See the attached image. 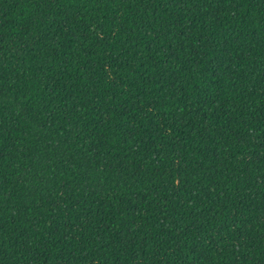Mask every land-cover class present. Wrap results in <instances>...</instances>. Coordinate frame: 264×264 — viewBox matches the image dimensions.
Here are the masks:
<instances>
[{
  "label": "trees",
  "instance_id": "obj_1",
  "mask_svg": "<svg viewBox=\"0 0 264 264\" xmlns=\"http://www.w3.org/2000/svg\"><path fill=\"white\" fill-rule=\"evenodd\" d=\"M0 264H264V0H0Z\"/></svg>",
  "mask_w": 264,
  "mask_h": 264
}]
</instances>
